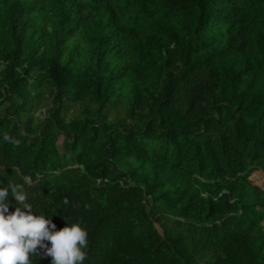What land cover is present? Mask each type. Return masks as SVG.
I'll return each mask as SVG.
<instances>
[{
  "label": "trees",
  "instance_id": "obj_1",
  "mask_svg": "<svg viewBox=\"0 0 264 264\" xmlns=\"http://www.w3.org/2000/svg\"><path fill=\"white\" fill-rule=\"evenodd\" d=\"M256 171L264 0H0V185L83 264H264Z\"/></svg>",
  "mask_w": 264,
  "mask_h": 264
},
{
  "label": "clouds",
  "instance_id": "obj_2",
  "mask_svg": "<svg viewBox=\"0 0 264 264\" xmlns=\"http://www.w3.org/2000/svg\"><path fill=\"white\" fill-rule=\"evenodd\" d=\"M23 179L25 184L31 183L30 177ZM9 197L13 198L14 205L9 203ZM27 201L24 184L0 185V264H32L38 247L44 256L51 258L50 264H83L88 233L82 224L79 221L69 224L64 218L67 226L56 230L51 218L33 214L32 205ZM10 207H14L11 213Z\"/></svg>",
  "mask_w": 264,
  "mask_h": 264
},
{
  "label": "rangeland",
  "instance_id": "obj_3",
  "mask_svg": "<svg viewBox=\"0 0 264 264\" xmlns=\"http://www.w3.org/2000/svg\"><path fill=\"white\" fill-rule=\"evenodd\" d=\"M41 112H44V110H42ZM79 113L78 109L74 108V109H71L70 110V113H69V117H74V116H77ZM42 114V113H41ZM37 116H40V112L39 113H36ZM260 174V175H263V173L261 171H256L253 173V176H252V179H251V182L254 186H258V187H264V182L262 181L261 182V177L258 178L257 182H255V178L257 177V175ZM264 176V175H263ZM259 181V182H258ZM156 228L158 231H160V228L159 226L156 225ZM161 232V231H160Z\"/></svg>",
  "mask_w": 264,
  "mask_h": 264
},
{
  "label": "bare ground",
  "instance_id": "obj_4",
  "mask_svg": "<svg viewBox=\"0 0 264 264\" xmlns=\"http://www.w3.org/2000/svg\"><path fill=\"white\" fill-rule=\"evenodd\" d=\"M257 175V174H256ZM264 175V174H263ZM263 175H260V174H258L257 175V177L254 179L255 180V182H257V180H258V178L259 177H261L260 179H261V182L263 181L264 182V176ZM259 182V181H258Z\"/></svg>",
  "mask_w": 264,
  "mask_h": 264
},
{
  "label": "water",
  "instance_id": "obj_5",
  "mask_svg": "<svg viewBox=\"0 0 264 264\" xmlns=\"http://www.w3.org/2000/svg\"><path fill=\"white\" fill-rule=\"evenodd\" d=\"M263 174H264V172L263 171H261ZM252 176H253V174L251 175V177L249 178V180L251 181V179H252ZM261 189H264V187H260ZM160 232V231H159Z\"/></svg>",
  "mask_w": 264,
  "mask_h": 264
}]
</instances>
